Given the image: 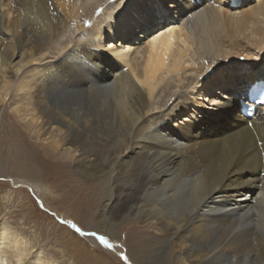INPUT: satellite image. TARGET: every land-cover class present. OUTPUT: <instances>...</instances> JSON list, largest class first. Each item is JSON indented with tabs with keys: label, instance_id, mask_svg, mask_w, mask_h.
<instances>
[{
	"label": "bare ground",
	"instance_id": "obj_1",
	"mask_svg": "<svg viewBox=\"0 0 264 264\" xmlns=\"http://www.w3.org/2000/svg\"><path fill=\"white\" fill-rule=\"evenodd\" d=\"M111 1L0 0L4 165L45 193L46 168L71 167L92 217L75 221L115 242L130 221L135 264L131 243L161 264H264V106L238 110L264 81V0ZM8 229L0 264L28 252Z\"/></svg>",
	"mask_w": 264,
	"mask_h": 264
},
{
	"label": "rangeland",
	"instance_id": "obj_2",
	"mask_svg": "<svg viewBox=\"0 0 264 264\" xmlns=\"http://www.w3.org/2000/svg\"><path fill=\"white\" fill-rule=\"evenodd\" d=\"M102 1L112 2L111 0ZM171 1L176 0H166L167 3ZM100 7L93 11V15L101 12ZM91 22L87 19L84 25L88 28ZM71 29L73 30L72 27ZM71 29H68L67 34H70L72 41L79 36L80 38L85 36V33H72ZM244 55L243 53L241 56ZM253 56L255 57L254 54ZM260 63H256L260 65L259 71L264 64ZM6 101L7 98L0 104V116L2 109L6 107ZM9 123L10 119L7 117H3L0 123V225L10 227L6 230L8 236L18 239L20 245L25 243L28 252H24L26 256L23 255L21 260L12 258L8 264L33 262L37 257L48 264H135L127 248V240L137 238V231L131 230L130 221L117 228L116 242L102 235L112 245L111 248L105 247L100 242L101 234L98 230L89 231L88 228L91 227L75 221L74 218H80L84 222L92 223V217L90 215L86 217L79 210H74L75 198L80 192L77 182L80 180L71 167L64 174L60 172L58 175L54 173L55 168H51L52 170L46 168L43 179L49 187V193L9 173L4 165V163L7 165L11 157L12 142L8 131ZM25 138L30 145L37 142L32 139L31 134L25 135ZM27 215H29L28 218H26ZM73 224L86 235L77 232L76 228L72 227ZM112 238H115V235L112 234ZM69 243L74 246V250L70 248ZM131 244V249L139 256L137 264H161L159 262L161 256L158 252L152 250L146 255L138 253L137 246ZM78 251L81 253L79 254ZM124 257L127 259L125 260Z\"/></svg>",
	"mask_w": 264,
	"mask_h": 264
},
{
	"label": "snow or ice",
	"instance_id": "obj_3",
	"mask_svg": "<svg viewBox=\"0 0 264 264\" xmlns=\"http://www.w3.org/2000/svg\"><path fill=\"white\" fill-rule=\"evenodd\" d=\"M72 227L76 228V225L73 224ZM76 231L79 232L81 235H86V233L82 232L79 228H76ZM99 240L105 247H108V248L112 247V245L108 243V240L104 236L102 235L99 236ZM124 259L126 260L127 257H124Z\"/></svg>",
	"mask_w": 264,
	"mask_h": 264
}]
</instances>
